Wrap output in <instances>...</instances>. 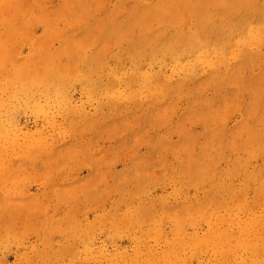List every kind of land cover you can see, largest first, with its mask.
Returning <instances> with one entry per match:
<instances>
[{
    "label": "rangeland",
    "instance_id": "obj_1",
    "mask_svg": "<svg viewBox=\"0 0 264 264\" xmlns=\"http://www.w3.org/2000/svg\"><path fill=\"white\" fill-rule=\"evenodd\" d=\"M263 79L264 0H0V264H264Z\"/></svg>",
    "mask_w": 264,
    "mask_h": 264
},
{
    "label": "bare ground",
    "instance_id": "obj_2",
    "mask_svg": "<svg viewBox=\"0 0 264 264\" xmlns=\"http://www.w3.org/2000/svg\"><path fill=\"white\" fill-rule=\"evenodd\" d=\"M184 7V6H183ZM237 10H239V9H237ZM222 11V10H221ZM223 13V12H222ZM187 15V14H186ZM232 18H233V16H232ZM237 19V18H236ZM199 22H201V21H199ZM137 24V23H136ZM199 24H201V23H199ZM204 23H202V25H203ZM209 28V27H208ZM222 28H223V26H222ZM135 29V28H134ZM214 30V29H213ZM188 32V31H187ZM193 32V31H192ZM245 33H247L246 35H247V38L248 39H252V40H256V41H259L260 39H261V33H262V29H260V28H258V29H249V30H246L245 29ZM150 35V34H149ZM182 35V34H181ZM180 35V36H181ZM184 35V34H183ZM213 35H214V33H213ZM122 37V36H121ZM147 37H151V36H147ZM160 37V36H159ZM173 37H174V35H173ZM175 38V37H174ZM174 38H172V39H174ZM89 39V38H88ZM132 39V38H131ZM224 39V38H223ZM174 41H175V39H174ZM181 42V41H180ZM243 43H246V42H244L243 41ZM104 45V44H103ZM182 46V45H181ZM195 46V45H194ZM201 46V45H200ZM69 47V46H68ZM199 47V46H198ZM180 48V47H179ZM99 49V48H98ZM175 49V48H174ZM184 49V48H183ZM195 49V48H194ZM146 51H148V50H146ZM172 51V50H171ZM182 51V50H181ZM178 52V51H177ZM166 53H168V52H166ZM162 54V53H161ZM157 55V54H156ZM159 55V54H158ZM171 55V54H170ZM251 67V66H250ZM155 80V79H154ZM264 80V79H263ZM185 82V81H184ZM262 83H264V82H262ZM264 85V84H263ZM226 103V102H225ZM172 118V117H171ZM103 131V130H102ZM252 134V133H251ZM255 138V137H254ZM137 140V139H136ZM248 145V144H247ZM196 146V145H195ZM237 147V146H236ZM2 178V177H1ZM219 184V183H218ZM136 187V186H135ZM262 190V189H261ZM257 225V224H256ZM259 225V224H258ZM257 225V226H258ZM261 225V224H260ZM245 229V228H244ZM225 231V230H224ZM224 231H223V233H224ZM251 231V230H250ZM223 233H221L222 235H219L220 237L222 236H224V234ZM218 234V233H217ZM230 234V233H229ZM244 235V234H243ZM238 236V235H237ZM224 237H226V236H224ZM239 237V236H238ZM206 239V238H205ZM242 239H243V237H242ZM255 239V238H254ZM207 240V239H206ZM227 240H228V238H227ZM225 241V240H224ZM231 241V240H230ZM252 241V240H251ZM226 244V243H225ZM230 244V243H229ZM221 245V244H220ZM219 247H221V246H219ZM218 248V247H217ZM250 249V248H249ZM257 249V248H256ZM228 250V249H227ZM258 251V250H257ZM229 253V252H228ZM226 254H224V256H225ZM159 259V258H158ZM163 259V258H162ZM229 261V260H228Z\"/></svg>",
    "mask_w": 264,
    "mask_h": 264
}]
</instances>
